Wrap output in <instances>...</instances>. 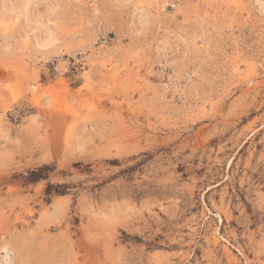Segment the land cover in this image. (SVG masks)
<instances>
[{"label":"rangeland","instance_id":"1","mask_svg":"<svg viewBox=\"0 0 264 264\" xmlns=\"http://www.w3.org/2000/svg\"><path fill=\"white\" fill-rule=\"evenodd\" d=\"M0 264H264V0H0Z\"/></svg>","mask_w":264,"mask_h":264},{"label":"trees","instance_id":"2","mask_svg":"<svg viewBox=\"0 0 264 264\" xmlns=\"http://www.w3.org/2000/svg\"><path fill=\"white\" fill-rule=\"evenodd\" d=\"M50 171V168L48 166L37 168L35 170L30 171L29 173V181L36 182L41 180L42 178H46L48 176V172ZM62 185H53L49 184L48 188L46 189V193L48 195H51L54 190H58L57 193L64 194V190L61 189Z\"/></svg>","mask_w":264,"mask_h":264}]
</instances>
